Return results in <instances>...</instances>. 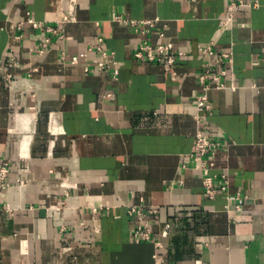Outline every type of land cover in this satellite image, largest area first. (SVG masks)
<instances>
[{"label":"crops","instance_id":"1","mask_svg":"<svg viewBox=\"0 0 264 264\" xmlns=\"http://www.w3.org/2000/svg\"><path fill=\"white\" fill-rule=\"evenodd\" d=\"M229 1L0 0V62L13 54L15 78H29L14 89L0 79V160L11 180L0 190V264H264V0H244L255 6L219 31ZM72 12L67 39L43 57L29 26L15 39L28 14L55 25ZM115 16L158 22L142 36ZM98 36L114 53L108 71H96L100 55L87 51ZM144 41L171 42L185 56L172 71L137 61ZM211 42L233 52L227 88L209 91L203 114L220 145L215 185L228 181L214 200L189 157L204 72L198 46ZM17 90H27L19 105ZM140 203L158 213L151 240L135 243L127 208ZM99 205L107 209L93 213Z\"/></svg>","mask_w":264,"mask_h":264},{"label":"built area","instance_id":"2","mask_svg":"<svg viewBox=\"0 0 264 264\" xmlns=\"http://www.w3.org/2000/svg\"><path fill=\"white\" fill-rule=\"evenodd\" d=\"M68 2L74 6L75 0H68ZM254 3H245L244 0H230L226 6L224 16L218 21V30L223 31L230 29L234 24V12L240 8H253ZM76 21L75 13L62 14L61 18L55 23V25H45L43 22H38L32 18L29 14L24 21L16 23L15 30L18 34L15 39L22 38V31L29 26L32 30L36 31V54L38 57H43L51 52L54 40H66L62 29L68 23ZM112 22L129 27L133 31L142 36H148L154 29L157 19L155 20H127L120 16L112 18ZM166 27V25H164ZM159 37L163 38L164 34L159 33ZM88 52H97L100 55V61H98L94 69L98 72L109 70V61H114V53L108 51L104 47V41L102 37L95 38L94 45H90L87 49ZM200 55L204 58L203 67L204 72L198 76V83L201 89V93L195 98V113L193 119L196 124V133L193 138V151L190 154V159L195 162L201 172L202 182L201 186L209 200H214L219 192L227 194L228 181L226 177L221 176V182L219 186L215 185V175L211 173L213 169V157L217 149L219 148V142L213 138V135L209 133L203 124V114L209 110V98L208 93L211 90H224L227 88L224 82L227 76L226 66L232 65L233 52L216 53L214 44L211 42L206 45L198 46ZM185 54L183 52L176 51L171 42L151 45L148 41H144L132 54V57L137 61H147L152 64H158L163 66L166 70L172 71L176 63L181 60ZM78 57L74 56L71 60V64L76 65ZM20 63L16 56L9 55L7 59L0 62V79L7 84L8 88H17L21 82L26 83L29 78L25 75L22 80L15 78L13 71L19 67ZM85 71H88V67H85ZM31 73L36 72V68H31ZM118 77V70L112 71V78ZM27 91V90H26ZM26 91H15L11 97L12 104H17L21 95ZM32 98H35V94L32 90H28ZM19 105V103H18ZM34 108H31V110ZM18 184L22 185L23 181L18 180ZM11 187L10 180V166L5 160H0V190L4 191ZM239 197H235V201ZM235 208L238 210L239 205L236 204ZM107 208L99 205L92 208L93 213H98ZM158 213L157 208L147 207L143 203L138 205L128 206L127 215L129 219L134 222V228L131 233V239L135 243L149 242L151 240V221L150 216H156ZM169 225H164L161 236H168ZM158 245V244H157ZM196 264H202L198 261Z\"/></svg>","mask_w":264,"mask_h":264}]
</instances>
